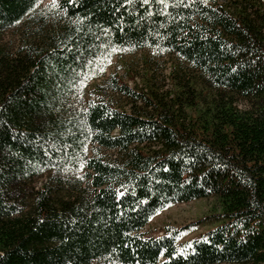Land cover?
<instances>
[{"label": "trees", "instance_id": "16d2710c", "mask_svg": "<svg viewBox=\"0 0 264 264\" xmlns=\"http://www.w3.org/2000/svg\"><path fill=\"white\" fill-rule=\"evenodd\" d=\"M38 1L0 0V25L23 24L17 63L0 57V264H264L261 29L252 21L240 28V18L199 0L187 7L189 0H166V10L157 0H58L59 8H37ZM195 17L236 33L238 42L219 31L185 36ZM105 45L172 49L212 70L213 80L262 96L263 107L241 112L223 102L209 118L182 120L102 99L83 123L64 119L57 104L82 73L92 74L94 63L85 61ZM157 139L168 149L132 163L85 151L89 142L114 148ZM78 161L89 171L86 183L66 191L45 183L26 206L11 196L21 176ZM117 190L126 194L118 198ZM200 197L217 198L220 210L194 222H214L198 237L180 242L183 227L144 232L164 208Z\"/></svg>", "mask_w": 264, "mask_h": 264}, {"label": "rangeland", "instance_id": "374dc122", "mask_svg": "<svg viewBox=\"0 0 264 264\" xmlns=\"http://www.w3.org/2000/svg\"><path fill=\"white\" fill-rule=\"evenodd\" d=\"M48 3H52V0H39L37 8ZM207 5L227 10L236 20L240 18V28H246L247 21H252L253 28L261 29L264 33V0H208ZM22 26V23L0 25V57L8 58L13 65L17 63L15 59ZM201 31L204 37H215L219 31L220 38H224L228 44L239 40L236 33H230L218 23L200 17L193 19L189 32L186 31L184 35H199ZM93 59L94 68L87 82L80 83L57 104L56 113H62L64 119L75 120L77 124L83 123V116L89 105L102 99L125 111L162 119L170 117L182 120L197 115L209 118L223 102L235 105L241 112H257L263 107L262 96L213 80L212 70L197 60L180 56L172 49L149 46L120 49L103 47ZM167 149V145L157 139L131 142L114 148L89 142L85 151L89 155L97 154L114 163H132L136 159L155 156ZM88 174L89 171L82 161L62 169L48 167L39 173L21 176L11 186V196L26 206L33 201L36 189L43 184L50 183L66 191L70 186L86 183ZM218 210L220 203L215 197L177 202L154 215L143 230L148 235L157 236L167 226L183 227L180 242H185L198 237L201 232L214 225L211 221L194 223L196 220ZM94 264L120 263L100 259Z\"/></svg>", "mask_w": 264, "mask_h": 264}, {"label": "snow or ice", "instance_id": "6c2138e0", "mask_svg": "<svg viewBox=\"0 0 264 264\" xmlns=\"http://www.w3.org/2000/svg\"><path fill=\"white\" fill-rule=\"evenodd\" d=\"M65 2H67V3H72L73 2V0H65ZM124 2L125 3H129L130 2V0H124ZM157 2L166 10L167 8H168V4L166 3V0H157ZM197 2V0H189V3L188 4H186V5H184V6H190L191 4H194V3H196ZM199 2L200 3H203V4H205V5H207V2H208V0H199ZM143 3L144 4H148L149 3V0H143ZM51 6L52 7H54V8H59V7H61L60 6V4L57 2V0H52V4H51ZM62 10V9H61ZM104 35H107V32H105L104 33ZM105 47H110L109 45H105ZM94 59H96L95 57H94ZM94 59H92V60H86L85 61V63L86 64H93L94 63ZM110 62V61H109ZM102 70V69H101ZM82 76H83V78L82 79H79L78 80V82L79 83H86L87 82V79H88V75L86 74V73H82L81 74ZM73 79H77V77H73ZM73 86H75V85H73ZM85 150H86V148H85ZM83 167V164H81V168ZM166 170V169H165ZM82 178V177H81ZM126 193L125 192H121V191H119V190H117L116 191V195H117V197L119 198V197H123L124 195H125Z\"/></svg>", "mask_w": 264, "mask_h": 264}]
</instances>
